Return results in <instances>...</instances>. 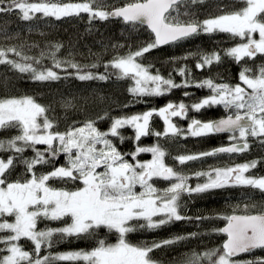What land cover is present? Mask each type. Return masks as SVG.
Here are the masks:
<instances>
[{"label": "snow or ice", "instance_id": "obj_1", "mask_svg": "<svg viewBox=\"0 0 264 264\" xmlns=\"http://www.w3.org/2000/svg\"><path fill=\"white\" fill-rule=\"evenodd\" d=\"M205 0H131L120 7L105 10L98 0L62 3L60 0H0V14L18 13L19 19L31 21L42 17L79 16L87 13L89 21H107L117 18L125 24L146 27L154 36L151 43L125 56H118L104 65L105 73L85 71L97 65L84 66L71 61L55 59L59 45L50 53L53 67L38 70L34 64L39 59L25 55L15 47L0 48V65L10 66L19 73H30L36 81H55L60 75L54 69L74 70L77 79L108 80L130 78L135 86L130 94L137 98L159 97L174 88H188L189 70L181 67L177 74L184 77L181 83L162 77L157 71L152 74L148 67L138 62L150 50L162 45L175 44L193 36L226 33L233 39L239 38L234 47L224 50V56L240 63L245 58L252 60L264 55V0H237L241 7L199 20L190 11L191 5L203 4ZM187 17V19H186ZM258 34V38H256ZM9 54L18 59L9 58ZM44 53H41L43 56ZM186 59V58H185ZM221 61L218 52L201 54L196 62L197 69L210 67ZM67 65V68L65 67ZM116 70L108 73V69ZM244 68L239 73L240 83L229 85L205 79L195 83L196 88H207L210 95L187 105L183 102L167 103L159 109H151L130 116L110 118L107 130H100L96 122L88 120L80 125L73 124L66 131H53L55 125L46 115L48 109L32 97L0 100V130L18 129L19 134L8 140H0V152H10L7 159L0 158V264H158L151 254L155 249L176 244L188 237L176 236L151 245H136L128 241L129 233L138 230H154L173 221L190 219L181 214V198L185 194L205 193L230 187L250 188L264 195V177L246 175L257 166V161L236 164L230 167L210 168L197 172V178L206 177L195 187L189 184L191 177L165 163L166 150L157 142L151 146H140L142 137L155 136L175 139L177 137H206L228 134V146H221L199 154L179 155L174 159L180 165L203 157L221 153L235 154L250 148L249 138L264 145V66L258 74H249ZM189 93L185 92V96ZM137 102H142L138 100ZM221 105L225 115L219 119L201 121L192 118L187 128L178 127L173 118L187 119L189 112L199 113L202 109ZM71 102L64 104L72 107ZM163 121V131H153V117ZM42 118V119H41ZM108 118L107 113L99 119ZM131 128L136 142L134 151L122 153L113 138L121 143L125 137L121 130ZM38 145L45 146L42 150ZM31 149L29 159L23 153ZM141 153H150L151 159L140 161ZM66 163L54 166L51 171L37 175L36 167L54 162L59 156ZM131 157V162L126 159ZM19 162L25 168L23 180L9 181L8 174ZM166 181V188L156 186V181ZM52 181L73 184L72 190L53 187ZM139 188V191L137 190ZM245 204L244 214L218 217L226 221L225 226L215 229L226 236L221 247L203 253L191 252L182 264H264V257L238 261L240 254L264 250V211L252 214ZM8 218H12L9 220ZM196 219H204L197 217ZM43 221H59L62 227L38 228ZM116 235L115 243L104 239L89 251H70L41 255L42 250L51 249L54 237H93L100 230ZM191 233L190 236H195ZM25 239L32 244V251L20 245Z\"/></svg>", "mask_w": 264, "mask_h": 264}, {"label": "trees", "instance_id": "obj_2", "mask_svg": "<svg viewBox=\"0 0 264 264\" xmlns=\"http://www.w3.org/2000/svg\"><path fill=\"white\" fill-rule=\"evenodd\" d=\"M82 0H60V2H74ZM131 0H98V5L110 10L119 7ZM241 7L237 0H205L203 4L191 5L190 11L199 20L210 16L222 14V12L233 11ZM31 21L19 19L18 13L0 14V48L15 47L18 51L27 56L39 59V64H34L38 70L52 68L53 60L50 55L55 51V46L59 45L55 59L59 61H71L84 66L97 65L95 68H85V71L95 73H105L104 65L118 56H125L130 51H136L154 39L150 31L143 26L125 24L122 20L113 18L107 21H89L87 13L79 16L64 17L56 20L54 17H42ZM187 19V17H186ZM258 36V34H256ZM239 38L233 39L226 33H213L193 36L187 40L175 44L162 45L150 50L138 62L148 67L152 74L157 71L164 78H171L176 83H181L184 77L177 74V70L186 67L189 70L188 79L192 86L188 88H174L169 93L159 97H134L129 92L133 85L130 78L117 79L116 75H111L108 80H87L81 81L76 78L74 70L67 68L54 69L60 75V79L55 81H36L30 73H19L7 65H0V100L8 98L32 97L37 103L44 106L48 111L47 117L55 127L53 131L64 132L74 123L77 125L85 121L93 120L97 127L104 131L110 126L111 117L130 116L143 113L151 109H158L169 102L177 104L183 102L191 105L201 98L210 95L207 88H196L194 85L198 81L212 79L216 83H227L235 85L240 83L239 73L244 69L250 70L249 74H258L264 66V55H258L249 60L245 58L240 63L224 56V50L239 43ZM218 52L221 61L214 63L210 67L197 69L196 62L201 54ZM41 53H44L41 56ZM9 58L18 59L9 54ZM186 58V59H185ZM116 70L109 68L108 73H115ZM185 92L189 95L185 96ZM141 100L142 102H137ZM71 102L72 107L65 108L66 102ZM107 113L108 118L99 119ZM225 115L223 106L217 105L212 108L202 109L199 113L189 112L187 119L175 118L178 127L186 128V124L192 118L201 121L212 120ZM42 119V118H41ZM151 123L153 131H163V121L154 116ZM18 129L0 130V140H8L18 135ZM125 137L124 141L113 138L118 150L122 153L134 151L136 142L132 139L134 132L131 128L121 130ZM159 144L166 150L165 163L181 171L184 175L191 177L189 184L195 187L197 183H203L206 177L197 178L195 173L206 172L210 168L226 167L242 164L250 161H257V166L251 169L249 175L264 176V145L259 141L249 138L250 148L246 152L227 154L221 153L217 156L203 157L198 160L188 161L180 165L174 158L179 155L199 154L211 151L217 146L228 144V134L220 133L206 137H177L175 139L160 138L157 141L155 136L142 137L138 142L140 146H151ZM41 150L45 147L38 145ZM148 153H141L138 157L144 158ZM10 152H0V158L7 159ZM34 155L31 149H27L23 156L31 158ZM126 159L131 160L130 156ZM65 157L59 156L54 162L46 165H38L36 174H44L52 170L54 166L65 164ZM26 177L23 164L17 162L16 166L8 174L9 181L17 179L23 180ZM53 187L66 188L72 190L73 184H64L60 181H52ZM156 186L164 188L166 181H156ZM245 204L256 205L249 208L250 213L264 211V195L259 191L250 188L230 187L215 189L205 193L185 194L181 198V214L190 219L173 221L162 225L154 230H138L129 233L127 239L130 243L141 245H151L153 242H160L172 239L176 236L188 237L176 244L155 249L151 254L153 260L158 264H182L187 254L191 252L203 253L222 246L225 238L223 233L215 231L221 228L226 222L218 217L230 215L231 213H244ZM203 217L204 219H196ZM11 220L12 218H8ZM59 221H43L38 223V228L62 227ZM196 233L195 236H190ZM5 235V233H0ZM116 235L108 233L106 229L100 230L93 237L68 238L54 243L51 249L42 250L41 255L49 252L56 254L70 251H89L100 239L108 243L116 242ZM26 251H32L30 241L22 239L20 242ZM0 247H4L0 245ZM257 257H264V250L256 249L252 253L240 254L235 257L238 261H247ZM60 264H74V262H60ZM82 264V262H79Z\"/></svg>", "mask_w": 264, "mask_h": 264}, {"label": "rangeland", "instance_id": "obj_3", "mask_svg": "<svg viewBox=\"0 0 264 264\" xmlns=\"http://www.w3.org/2000/svg\"><path fill=\"white\" fill-rule=\"evenodd\" d=\"M75 2H78V1H74V3ZM79 2H82V1H79ZM62 3H68V2H62ZM256 38H258V36H256ZM234 47V46H233ZM135 86V84H134V81H133V85H132V87H134ZM26 97V96H25ZM19 98H23V97H19ZM19 98H17V99H19ZM9 99V98H8ZM173 103V102H172ZM180 103V102H179ZM178 104V103H177ZM165 106V105H164ZM161 107H163V106H161ZM160 108V107H159ZM158 108V109H159ZM180 119V118H179ZM197 119V118H196ZM173 121L174 122H176V120H175V118H173ZM190 121V120H189ZM188 121V122H189ZM209 121V120H208ZM188 122H187V124H188ZM187 124H186V128H187ZM147 156H144V158H140V157H137V159L138 160H140V161H146V160H150L151 159V154L150 153H148V154H146ZM130 162H131V160H129ZM232 166H234V165H232ZM226 167H230V166H226ZM246 175H249V174H247L246 173ZM255 177H264V176H255ZM168 186V182H166V186L164 187V188H166ZM161 189H163V188H161ZM137 190L139 191V188H137Z\"/></svg>", "mask_w": 264, "mask_h": 264}, {"label": "water", "instance_id": "obj_4", "mask_svg": "<svg viewBox=\"0 0 264 264\" xmlns=\"http://www.w3.org/2000/svg\"><path fill=\"white\" fill-rule=\"evenodd\" d=\"M121 6H123V5H121ZM120 7V6H119ZM111 10V9H110ZM154 37V36H153ZM224 116V115H223ZM223 116H219V117H216V118H214V119H212V120H215V119H219V118H221V117H223ZM221 146H228V144H225V145H220V146H217V147H221ZM217 147H215V148H217ZM256 212H254V213H252V214H255ZM231 214H233V213H231ZM230 214V215H231ZM235 214H244V213H235ZM226 223V222H225ZM225 223L222 225V227H224L225 226ZM221 227V228H222ZM226 239V236H225V238H224V240ZM224 240H223V242H224ZM223 242H222V244H223Z\"/></svg>", "mask_w": 264, "mask_h": 264}]
</instances>
